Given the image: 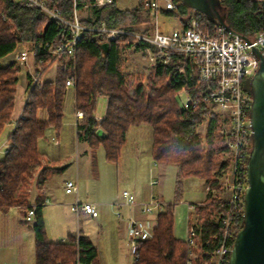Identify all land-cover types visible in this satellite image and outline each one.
<instances>
[{"label": "trees", "instance_id": "1", "mask_svg": "<svg viewBox=\"0 0 264 264\" xmlns=\"http://www.w3.org/2000/svg\"><path fill=\"white\" fill-rule=\"evenodd\" d=\"M50 9L60 10L63 17L73 16L72 0H46ZM94 0H78L79 8L91 5ZM178 8L185 7L176 0ZM227 8L225 24L237 34L253 40L264 32V3L256 0H221ZM116 2L109 7L114 12L131 18V31L151 36V20L145 0L131 10L119 11ZM98 19L82 20L89 26L98 24ZM211 28L220 25L210 18ZM227 35L232 34L227 30ZM67 32L43 12L28 7L22 1L0 0V136L11 123L15 108L20 67L13 60L2 65L1 60L14 54L19 45L29 43L33 54L34 67L43 60L41 75L57 63L59 72L54 80L44 81L43 88L30 90L23 107V115L7 137V152L0 159V212L13 207L22 209L26 221L32 204L36 205L29 229L35 235L36 264H100L99 254L93 243L83 234L68 233L66 243H50L46 238L45 219L42 206L29 203L26 188L41 164L39 141L46 131L52 128L59 133L63 126L64 99L67 93L66 81L75 76L77 86L74 92L75 109L84 114L79 122L78 140L87 142L91 149L103 146L107 162L117 164L126 144V134L132 126L148 125L153 129L152 157L158 164L175 165L178 171L175 178L174 201L181 202L184 194V181L194 178L207 182L209 193L206 199L194 207V226L202 242L220 237L219 216L222 208L219 195L224 192L220 178L229 162L221 160L227 149V138L220 134L225 122L213 107L201 101L196 107L180 109L176 96L185 88L184 76L177 75L174 64H158L153 68L147 84L130 89L123 72L125 53L132 48L146 57L145 46L137 44L134 38L120 37L110 42L105 53L100 45L107 40L103 35L86 32L77 48L75 61L66 60V55L56 56L55 51L66 41ZM51 62L49 65L48 63ZM245 89L251 94L250 80ZM194 96L191 88H186ZM108 97V106L100 125L94 119L97 100ZM39 110H45L47 120L40 121ZM208 121L206 134L202 136L198 128ZM104 133V138L98 132ZM251 150V138L247 153ZM46 169H43L45 171ZM42 171V172H43ZM223 173V174H222ZM175 203H169L158 216V226L151 239L141 243L139 258L134 264H186L188 248L185 241L174 235ZM192 214V213H191ZM27 222V221H26ZM243 217L238 220L236 233L242 228ZM202 256L196 264L204 262Z\"/></svg>", "mask_w": 264, "mask_h": 264}, {"label": "built area", "instance_id": "2", "mask_svg": "<svg viewBox=\"0 0 264 264\" xmlns=\"http://www.w3.org/2000/svg\"><path fill=\"white\" fill-rule=\"evenodd\" d=\"M22 1L28 7L39 10L48 15L51 20L58 23L60 28L67 32L66 41L55 51L51 52L53 59L65 54L66 60L75 61L77 48L86 32L103 35L107 42H116L120 37H131L137 44L145 46L147 62L151 67L158 64H174L177 75L184 76L186 102L183 109L194 108L203 101L208 106L216 109L224 119L221 133L227 138V149L224 154L229 162L222 179L224 192L219 196V204L222 208L219 216L221 234L214 239L203 241L194 226L190 227L185 240L188 248L186 264H196V261L204 256L206 259L201 264H228L236 236L238 220L244 216L245 190L247 187L246 164L249 153V137L251 138L250 106L252 95L245 89L246 80L257 72L260 61L253 52L258 48L264 57V32L258 34L248 43L239 35H227V30L216 25L213 33L207 31L211 28L210 18L201 12H196L188 18L187 24L164 32L160 28V16L163 13L177 14L178 4L176 0H145V6L151 20L152 35L139 34L126 28L114 27L107 22L86 26L82 24L78 0L73 2V16L67 19L62 16L60 10H52L46 0H12ZM115 0H94L91 5L84 8L101 9L114 4ZM19 64L28 65V53L22 51L16 55ZM43 60L34 67L30 74V90L43 88L44 75H41ZM49 65L51 62L48 63ZM77 79L70 76L66 81V88L75 92ZM186 88H191L194 96L187 93ZM76 133L78 125L84 114L75 109ZM20 118H25L23 109L17 119H12L11 125L15 128ZM13 128V129H14ZM8 148V146H7ZM7 148L2 151L4 155ZM157 184L155 179L151 185ZM68 194L78 195L79 185L75 181H68L65 185ZM124 200L111 204V208L118 219H122L121 208L135 206L141 207L144 214L152 219L138 220L131 214L128 218L127 237L133 260L139 258L141 243L153 237L158 226V216L165 211L168 203L155 196L146 202H138L129 191L122 192ZM73 208L77 214L84 212L92 217L99 216L96 204L80 202L77 200ZM36 205L28 211L27 222H32Z\"/></svg>", "mask_w": 264, "mask_h": 264}, {"label": "crops", "instance_id": "3", "mask_svg": "<svg viewBox=\"0 0 264 264\" xmlns=\"http://www.w3.org/2000/svg\"><path fill=\"white\" fill-rule=\"evenodd\" d=\"M256 1L264 3V0ZM115 2L114 6L119 11L134 9L139 4V0H137L133 4L129 3L130 7H127L128 3L124 2L126 7L123 8L119 7V0H115ZM84 10L86 11H84L83 16H86L87 8ZM226 11L227 8L224 7L222 13L225 16H227ZM88 12L90 14L86 16L87 20L98 19L114 27L132 28L131 18L127 15L123 16L119 12H114L112 7L89 9ZM193 13L194 10L186 8L184 10L178 9L177 14L163 13L162 15L167 19L177 17L178 26L176 28H179L187 24L188 18ZM122 22L126 23L125 27L121 26ZM11 61L13 59L9 62ZM31 67L33 72L34 60H31ZM31 71L28 66L24 87L22 88L23 92L19 95L18 100V92L15 97V106L16 104L20 105L21 101V109L18 114L23 109L30 92ZM55 76L56 74L51 79H46L45 77L44 79L45 81H52ZM66 96L64 105L66 104ZM101 99H104L102 101L103 106L105 102L106 109L105 111L103 109L102 113L95 112L94 119L97 122L104 119L108 106V97L106 96H100L97 100V105ZM18 114L14 113L13 119H17ZM37 117L40 121L47 120L46 111L39 110ZM49 130L51 131L47 132ZM47 131L44 137L47 139L39 141V152L42 154L41 164L37 167L33 181L26 188H23L28 195L30 204L36 202L42 206L47 240L50 243H66L68 233L83 234L96 247L100 264H134L127 237L128 218L132 213L138 220L147 221L152 219V217L144 214L139 206H135L133 210L124 206L121 208L123 217L118 219L111 208V204L124 199L121 194L119 195V190L116 193L114 192L113 180L116 179L117 183L120 178L126 179L130 186L128 190L138 202H146L150 196L166 201L163 184H165L166 180L172 178L175 184L178 167L176 166L175 171L173 170L175 172L173 174L170 169L175 165H163L154 161L152 157L153 129L148 125L132 126L128 130L126 134L127 141L123 148L121 159L117 164L106 161L103 148L91 149L87 142L78 140V138L76 139L75 149L68 153L66 147L63 148V143L59 137L60 134H63L62 131L57 133L52 128L47 129ZM8 135L4 137L1 144L0 155L2 154V156L0 159L4 158L2 151L9 145L7 141ZM150 138L151 154L142 149L145 145L148 147ZM50 141L54 142V146L57 149L52 148V151L50 150ZM144 153L150 154L151 161H147L148 157H143ZM73 158H75L74 164L71 161ZM73 166L74 171H71ZM43 169L46 170L43 171ZM146 170L157 181L156 185L149 186L147 183L145 185L142 183L141 178ZM52 177H58V181L51 186L50 180ZM68 181L78 183V195L66 193L65 185ZM185 181L182 201L178 203L174 201V189L170 199V203H175L174 235L182 241L187 238V232L190 229V216L194 211V207L198 204L184 200L186 192ZM208 193L209 188L205 199ZM77 200L96 204L99 216L92 217L84 212L77 214L73 208ZM178 207L179 209L181 207L184 208L178 211ZM177 227L180 228V231H178ZM184 228H186V234H184ZM0 264H36L35 235L29 229V224L25 221L20 207H13L7 212H0Z\"/></svg>", "mask_w": 264, "mask_h": 264}, {"label": "water", "instance_id": "4", "mask_svg": "<svg viewBox=\"0 0 264 264\" xmlns=\"http://www.w3.org/2000/svg\"><path fill=\"white\" fill-rule=\"evenodd\" d=\"M179 1L185 7L216 20L232 35H239L226 26L221 0ZM240 36L250 43L249 38ZM100 47L107 53L110 44L102 43ZM253 52L260 65L250 80L251 150L246 164L243 225L235 236L228 264H264V57L258 48H253ZM98 134L104 137L102 131Z\"/></svg>", "mask_w": 264, "mask_h": 264}, {"label": "rangeland", "instance_id": "5", "mask_svg": "<svg viewBox=\"0 0 264 264\" xmlns=\"http://www.w3.org/2000/svg\"><path fill=\"white\" fill-rule=\"evenodd\" d=\"M135 1L137 0H119V7H123L125 8L130 7L129 3L133 4ZM124 2L128 3V5H124ZM86 8H83V12L82 10L80 11V17L82 20L86 19V16H88L90 14L89 9H87L86 12V16H83L84 10ZM160 28L162 31L166 32V31H172L174 28H176L178 26V18H170L167 19L166 17H164L163 15L160 16ZM121 26L125 27L126 23L122 22ZM22 51H26L28 53V65H20L17 59V54H19ZM125 61H124V66H123V72L126 76V80H127V84L129 86V88L132 90L134 89L136 86L140 85V84H147V79L149 74L152 72L154 67H151L149 65V63L147 62V58L143 57L140 53L138 54L137 52H135L134 48H132L131 50L127 51L125 53ZM15 60L18 63V66L21 68L20 69V73H19V82L17 84V92H18V97L17 100L19 98V95L22 94V88L24 87V83H25V75L28 69V66L30 68V71L33 69L31 67V60L33 61V54L30 51V46L29 43H25V44H21L19 45L16 53L12 54L10 57L4 58L1 60L2 65H7L9 63L10 60ZM32 72V71H31ZM59 72V66L57 63H54L52 66L49 67V69L45 72V78L46 79H51L54 77L55 74H57ZM17 94V93H16ZM74 91L73 89H67V96H66V104L64 105V118H63V126L60 130V132L62 131V135L60 134V140L63 143V148L66 147V150L68 153H71L72 150L75 149L76 143H77V133H76V127H75V117H74V112H75V98H74ZM104 99H101L96 107V112L97 113H102L103 109L105 111L106 109V104L104 102V106H103V101ZM176 100H177V104L179 105L180 109H183L182 105L186 102V94H184L182 91L176 96ZM17 102V101H16ZM21 105V101L19 103ZM20 105L16 104L15 108H14V112H13V116L14 113L17 115L18 112L20 111L21 107ZM22 111V110H21ZM74 111V112H73ZM218 112V111H217ZM21 113V112H20ZM220 114V113H219ZM19 115V114H18ZM221 115V114H220ZM13 119V117H12ZM101 122V121H100ZM100 122H97L100 125ZM207 124L208 121H205L199 128H198V132L202 135L205 136L206 134V129H207ZM223 125V124H222ZM13 126L11 125V123L4 129V131L2 132L1 136H0V147L1 144L4 140V137L10 133H12L13 131ZM221 129L222 126L220 128V134L221 133ZM51 130L47 131L50 132ZM51 134V133H50ZM48 136V135H47ZM104 138V137H102ZM44 140H46L47 138H43ZM42 139V140H43ZM50 145L51 148L50 150L52 151L53 149H57L54 146V142L50 141ZM148 147H146V145L144 147H142V149L145 152H149L151 154V138L148 141ZM98 148H103L102 145H99ZM97 148V149H98ZM5 150V149H4ZM3 150V151H4ZM102 150V149H100ZM97 152V151H96ZM105 152V151H104ZM225 150L222 152L221 154V160L224 162L226 161V155L224 154ZM149 153H144L143 157H148L149 159L147 161H151V156ZM2 156V154L0 155V157ZM122 156V155H121ZM4 157V155H3ZM145 157V158H146ZM74 160L75 158H73L71 161L74 164ZM82 165V163H81ZM176 166H174L173 168L170 169V172H173V174L175 173ZM96 170V167H95ZM174 170V171H173ZM71 171H74V166L71 169ZM225 173V172H224ZM71 174V173H70ZM223 174V173H222ZM224 175V174H223ZM223 175L220 178V184H224L225 180L222 179ZM169 177V176H168ZM170 178V177H169ZM151 179H153V177H151V174L148 173V170H146V172L144 173V175L141 178L142 183L145 185V183H147L149 186L151 185ZM187 180V179H186ZM58 181V177L54 178L52 177L50 180V184L51 186L56 183ZM113 184H114V192L116 193L117 190H119V195H122V192L124 190L129 191L128 189L130 188V186L128 185V181L124 178H120L119 181H117L116 183V179L113 180ZM174 180L173 178L170 180H166L165 184H163V187L165 189V197H166V203H170V199L172 197L173 194V189H174ZM208 184L206 181L204 180H200V179H194V178H190L187 181H185V196H184V200H186L187 202H194V203H202L203 199H205V195L206 192L208 190ZM130 192V191H129ZM131 193V192H130ZM219 196H222L221 194H218ZM151 197V196H150ZM150 197L147 199L150 200ZM161 199V198H160ZM198 204H196V207H198ZM184 207H181V209H179L178 207V211L183 210ZM127 210V209H126ZM150 216V215H149ZM196 220V213L193 211L191 214V223H194ZM192 227V226H191ZM178 228V231H180V228ZM183 228V226H182ZM181 228V229H182ZM184 234H186V228H184ZM188 234V232H187Z\"/></svg>", "mask_w": 264, "mask_h": 264}, {"label": "flooded vegetation", "instance_id": "6", "mask_svg": "<svg viewBox=\"0 0 264 264\" xmlns=\"http://www.w3.org/2000/svg\"><path fill=\"white\" fill-rule=\"evenodd\" d=\"M222 7H223V9H224V5L222 4Z\"/></svg>", "mask_w": 264, "mask_h": 264}]
</instances>
